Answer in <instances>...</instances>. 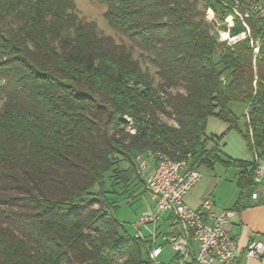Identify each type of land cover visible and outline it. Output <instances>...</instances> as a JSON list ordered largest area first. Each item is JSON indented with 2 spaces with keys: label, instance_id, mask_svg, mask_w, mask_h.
Instances as JSON below:
<instances>
[{
  "label": "trees",
  "instance_id": "1",
  "mask_svg": "<svg viewBox=\"0 0 264 264\" xmlns=\"http://www.w3.org/2000/svg\"><path fill=\"white\" fill-rule=\"evenodd\" d=\"M96 1L128 47L73 0H0V264H150L149 238L125 229L104 186L107 175L116 194L134 195L135 180L145 190L138 154L221 161L242 169L241 190L255 186L254 161L222 158L223 134H206L211 115L235 127L229 104L242 102L249 149L264 147V67L254 71L249 37L219 41L198 0ZM202 1L231 13L232 0ZM251 26L259 64L264 26ZM243 30L237 20L229 33Z\"/></svg>",
  "mask_w": 264,
  "mask_h": 264
},
{
  "label": "built area",
  "instance_id": "2",
  "mask_svg": "<svg viewBox=\"0 0 264 264\" xmlns=\"http://www.w3.org/2000/svg\"><path fill=\"white\" fill-rule=\"evenodd\" d=\"M229 7L231 13L228 15V28L237 20L244 27L233 39L249 37L256 58L259 46L251 38L248 22L260 21L264 26V0H232ZM248 108L245 111L247 118ZM128 119L126 129L133 132L132 121ZM147 155L155 159L152 171L145 173L147 159L138 154L137 172L144 180L145 190L151 195L155 209L136 225L141 227L149 222L153 225L151 232L146 234L151 242L148 252L150 264H164L160 254L162 245L167 242H170L174 252V264H264V238L251 240L243 249L238 247L237 238L230 229L232 211L225 209L216 214L213 212L214 201L209 197L203 198L198 209L185 203L186 193L201 177L196 165L191 164L189 159L178 160L171 156L157 155V152L148 151ZM252 160L255 164L253 181L259 185L264 179V147L260 151H252ZM261 197L264 200V187L255 188L250 194L253 202L260 201ZM164 214L177 224V233L166 235L158 231L157 222ZM135 234L145 237L139 232Z\"/></svg>",
  "mask_w": 264,
  "mask_h": 264
},
{
  "label": "rangeland",
  "instance_id": "3",
  "mask_svg": "<svg viewBox=\"0 0 264 264\" xmlns=\"http://www.w3.org/2000/svg\"><path fill=\"white\" fill-rule=\"evenodd\" d=\"M73 1L75 3L78 16L82 20L93 22L98 35L105 37L110 36L114 39L115 42L122 43L126 47L130 45V41L119 31L113 28L104 17V5L97 2L96 0ZM198 1L199 8L201 10H204L205 12V20L213 23L212 33L215 34L217 32L216 38L219 41H225L228 44H232L233 42H235V40H237L233 39V36L235 35H231L229 33V14L225 15L221 19L222 14L220 15V12L214 13V11L209 7L203 6L202 0ZM252 22L254 21L248 22L250 29L252 28ZM224 25H226L227 27V29L225 30L222 28ZM224 34H226V36ZM251 38L253 39V41H257V45L260 46V34L259 38L253 37V34H251ZM254 45H256V43H254ZM132 56L133 58L138 60L142 69L148 70L151 75L155 76V81H157L156 67L149 61L146 52L134 46L132 48ZM261 56L263 55L259 50V55L255 58L252 48V63L255 72H257V69L261 70L264 67V59L261 62L259 61V64H257V59ZM2 103L3 99L0 95V106ZM229 107L234 115L238 118L236 126L228 128L227 122L218 119L214 115L209 116L206 124V134L214 138L213 140H210V144L215 143L214 140L217 139V136L223 134L222 138L218 139V147L220 149L222 158H235L245 160L252 159L253 150H250L247 144V127L246 118L244 117L247 105L242 102L233 101L229 104ZM161 117L168 122H173L164 115H161ZM144 157L146 158V155ZM146 159L147 168L145 170V173L148 174L151 171L149 166L153 162V158L150 157ZM197 170L200 172L201 177L196 182V184H194V186L188 190L184 197L185 201L191 206H195L197 201H199L204 195V198L209 197L210 199H214L216 202H219L222 196H229L227 191L231 192V188L236 189V184L233 178L234 176H232V172L234 171V169L226 167V165L221 161H217L213 167H209L205 164H200L197 167ZM225 180H231L232 182L227 183V181ZM104 186L105 189L109 190L110 192L109 197L117 204L114 213L115 216L123 223L125 229L129 233L139 232L144 235L150 233L153 229V225L150 222L141 227H138L136 225V223L140 219L144 218L148 214H152L155 209L154 201L151 198V195L146 190H144L141 182H139V180H135L133 182L132 188L134 191V195L131 196L116 194L115 192H113L112 189H115V191L117 192L121 189L118 186L112 188L107 175L104 179ZM226 186H228V188H226ZM166 216V214L162 215L157 222L158 231H160L161 233L168 232L169 228H171V226L167 225L164 220ZM173 255L174 252L171 249L170 242L162 245L160 260L164 264H174Z\"/></svg>",
  "mask_w": 264,
  "mask_h": 264
},
{
  "label": "crops",
  "instance_id": "4",
  "mask_svg": "<svg viewBox=\"0 0 264 264\" xmlns=\"http://www.w3.org/2000/svg\"><path fill=\"white\" fill-rule=\"evenodd\" d=\"M150 157L153 158V162L149 166L152 171L155 159L154 156L152 155L150 156L146 155V158H150ZM214 164L211 166L210 165L207 166L213 167ZM226 167L234 169V171L232 172V176H234L233 178L236 184V189L231 188V192L227 191L229 196H225V195L222 196L219 202H216L214 199H212L214 201L213 212L218 214L225 209L232 211V215L229 221L230 229L233 235L236 236L237 238L238 247L243 249L251 240L264 238L263 197H261V200L258 202H253L250 198V194L255 188L264 187V179L259 185L255 184L253 189H248L243 191L241 190V187L238 184V180L242 169L234 165H226ZM225 181H227V183L232 182L231 180H225ZM226 188H228V186H226ZM204 196L199 201H197L195 206L189 205L185 201V198L184 201L190 207L198 209L200 208ZM164 220L167 223V225L171 226V228H169L168 232H164L163 234L167 235L168 233V235H171L179 231V227L175 223L171 222L169 217H166ZM242 260L244 261V257L242 258Z\"/></svg>",
  "mask_w": 264,
  "mask_h": 264
},
{
  "label": "bare ground",
  "instance_id": "5",
  "mask_svg": "<svg viewBox=\"0 0 264 264\" xmlns=\"http://www.w3.org/2000/svg\"><path fill=\"white\" fill-rule=\"evenodd\" d=\"M211 12V11H210ZM225 36H226V34H224ZM135 131H133V132H130V133H134ZM157 155H163V156H167V155H165V154H162V153H157Z\"/></svg>",
  "mask_w": 264,
  "mask_h": 264
}]
</instances>
